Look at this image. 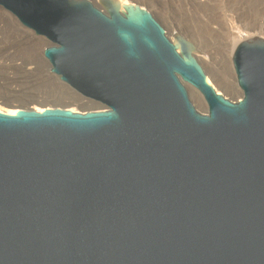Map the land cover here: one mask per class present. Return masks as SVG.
Listing matches in <instances>:
<instances>
[{
	"label": "water",
	"instance_id": "water-1",
	"mask_svg": "<svg viewBox=\"0 0 264 264\" xmlns=\"http://www.w3.org/2000/svg\"><path fill=\"white\" fill-rule=\"evenodd\" d=\"M98 3L0 0L105 107L0 112V264H264V39L237 44L232 102L187 39Z\"/></svg>",
	"mask_w": 264,
	"mask_h": 264
},
{
	"label": "rangeland",
	"instance_id": "rangeland-1",
	"mask_svg": "<svg viewBox=\"0 0 264 264\" xmlns=\"http://www.w3.org/2000/svg\"><path fill=\"white\" fill-rule=\"evenodd\" d=\"M88 1L99 6L98 0ZM128 2L149 11L171 41L176 35L174 29H178L181 37L195 46V58L219 94L232 102L240 100L241 92L236 85L232 57L229 65L228 53L239 42V32L259 33L256 37L264 39V0ZM5 14L0 10V107L13 110L73 108L80 113L105 109L51 75L43 58V50L49 43L23 29L12 15ZM10 92L16 94L12 96ZM188 92L197 111L207 113L198 92L190 88Z\"/></svg>",
	"mask_w": 264,
	"mask_h": 264
},
{
	"label": "bare ground",
	"instance_id": "bare-ground-1",
	"mask_svg": "<svg viewBox=\"0 0 264 264\" xmlns=\"http://www.w3.org/2000/svg\"><path fill=\"white\" fill-rule=\"evenodd\" d=\"M196 1V0H195ZM117 2L122 6V5H129V4H132L131 2H128V0H117ZM3 14H5L6 12L2 9H0ZM5 12V13H4ZM6 15V14H5ZM7 16H11L7 13ZM6 17V16H5ZM12 17V16H11ZM4 18V17H2ZM15 19V18H14ZM16 20V19H15ZM17 21V20H16ZM232 28V25H229V29ZM26 30V29H25ZM31 32V31H30ZM174 33L181 37L180 35V32L178 29H174ZM238 34H240V36L237 37V41H239L238 43L242 42V41H251V40H257V39H262V38H257L256 36L259 34V33H249V32H244V33H241L239 32ZM183 38V37H182ZM237 43V44H238ZM237 46V45H236ZM235 47H232L231 50L229 51L228 53V62H229V65H230V61H231V57L233 56V53L235 51ZM54 76V75H53ZM207 79V83L210 84L211 86H213L215 88V90L217 91V93H219V90L215 87V85L213 84V82L209 79V77L206 78ZM190 89H193V88H190ZM194 91H196L195 89H193ZM197 92V91H196ZM16 94L15 92H10V95H14ZM199 94V93H198ZM200 95V94H199ZM80 99V98H79ZM35 111L37 112H42V109L43 108H33ZM70 111L72 112H76L75 109H70ZM0 112H3V113H7V114H10V115H14L16 113V110H13V109H6V108H2L0 107Z\"/></svg>",
	"mask_w": 264,
	"mask_h": 264
}]
</instances>
